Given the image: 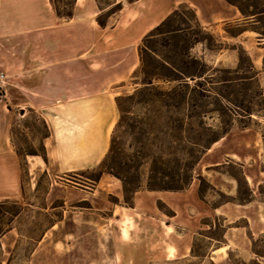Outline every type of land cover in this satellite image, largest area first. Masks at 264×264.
<instances>
[{
  "label": "crops",
  "instance_id": "obj_1",
  "mask_svg": "<svg viewBox=\"0 0 264 264\" xmlns=\"http://www.w3.org/2000/svg\"><path fill=\"white\" fill-rule=\"evenodd\" d=\"M130 2L148 3L153 8L170 3L172 9L186 3L195 9L206 28L244 19L238 7L226 0ZM170 8L163 17L150 18L152 14L140 8L132 14L123 5L108 28V23L102 26L97 20L96 10L101 11L97 0H75L73 16L68 19L58 15L51 0H0V71L9 75V86L0 99V103L4 102L3 115L11 111L10 105L32 108L45 119L50 129L49 136L43 140L48 162L42 159L50 172L93 169L105 158L119 118L116 98L121 92L117 88L140 66L141 40L169 14ZM233 38L250 55L264 92V38L254 30ZM233 56L235 68L239 57ZM260 122L264 124V118ZM5 130L10 133L8 120ZM231 164L239 167L240 177L249 188L251 198L246 202L239 200V177L228 170L215 169ZM198 166L199 176H208L214 190L231 198L212 206L207 196L199 194L188 201L186 192L195 193L198 189L195 181L192 189L164 191L158 198L166 200L174 210L172 220L166 221L164 228L176 240L172 257L167 252L165 260L189 261L195 235L204 228L215 227L218 219L223 228L221 239L206 236L219 243L212 247V254L219 252L224 258L233 250L252 252L264 263V253L255 250V242L264 234V199L260 190L264 184L263 131L233 128L205 152ZM103 177L104 174L99 182ZM120 214L118 228L112 225L108 229L123 238L125 216ZM138 215L134 216L136 220ZM127 230L133 232L131 228ZM88 248L94 249L95 243ZM108 264L129 263L115 258ZM152 264L156 262L153 260Z\"/></svg>",
  "mask_w": 264,
  "mask_h": 264
},
{
  "label": "rangeland",
  "instance_id": "obj_2",
  "mask_svg": "<svg viewBox=\"0 0 264 264\" xmlns=\"http://www.w3.org/2000/svg\"><path fill=\"white\" fill-rule=\"evenodd\" d=\"M100 1L101 6L107 8L103 11H99V9L96 11L99 14L102 13V19L107 21L108 28H111L118 14L110 15L108 9L115 4L116 0ZM120 1L126 11L135 14L140 8L145 13L152 14L150 18L154 16L161 18L170 8V3L168 5L160 3L159 8H153L148 3L134 5L130 2L132 0ZM162 1L173 3L175 0H160V2ZM180 5L174 9L170 8L169 14L161 22ZM190 19V10L183 8L180 15H176L168 21L164 31L173 27L186 28L189 26L190 29L174 33L165 32L146 42L149 51L148 54L145 53L148 65L152 61L150 47L162 57L172 61L176 68L184 69L190 73L209 71L205 75V77H209V73H215L218 69H231L228 73L216 72L214 75L216 79H221L225 75L239 78L250 74L247 70V58L237 48L239 44L232 34L226 31L228 29L236 34L239 32V28L234 24L226 23L213 25L206 29L207 32L200 33L202 39L207 38L189 49L191 56L189 58L197 59L199 63H192L189 59L190 65L185 67L180 52L183 38L198 29L195 22ZM254 26L256 25L251 24L248 27ZM145 36L141 40L139 48L143 47ZM233 55L239 57L238 65L235 68L232 67L235 60ZM6 75L5 83H0V99L3 98L4 89L9 86V75ZM140 77L142 79L143 74H140ZM200 80L206 88L214 87L218 91L231 95L235 102L233 104L222 101L220 105L213 99H208L209 102L206 104L208 112L204 121L213 131H203L206 136H212L214 132L222 131V127L225 126L222 120H231L232 111L230 108L236 113L233 128L237 131L243 128V124L246 123L248 127L261 129L264 133V124L260 122L264 118V96H255V93L259 91V83L256 79L235 81L227 87L222 84L211 86L204 77H201ZM134 81L137 80H133L131 77L119 85L117 91L121 92L120 95L132 93L138 86ZM164 85L168 86V84ZM191 87H194V81H191ZM3 104L4 102L0 103V117H2V121H0V202L7 199L18 200L27 206V210L13 223V230L0 238V264H108L111 259L115 258L129 264H135L137 261L142 264H152L153 260L156 264H264L252 252L248 254L233 250L227 252L228 254L224 258H221L219 252L212 254V247L219 243L206 236L221 239L223 228L218 219L215 220L217 222L215 227L204 228L195 235L192 256H188L189 261L183 258L165 260L167 252L169 257H172L171 254L175 251L173 245L176 240L172 239L168 230L164 228L166 221L172 220L174 210L166 200L158 197L165 193L164 191L181 190H150L147 186L150 175V165L147 163L149 159H145L143 165L139 164L137 172L134 168L130 170L128 180H136L134 174L137 173L141 187L133 194L131 203H128V197L131 196L125 193L122 180L115 175L104 173L102 181L97 183L91 179L96 175L94 168L50 172L41 156L28 155L27 161L24 157H20L17 154V148L24 153L43 151V136L46 129L39 119L37 111L31 112L27 109V114L21 116L19 108H12L11 111L6 112L5 116L3 115L5 112L2 110ZM248 107L255 111L252 118L245 111ZM149 109L150 106L142 105L139 106L138 111L142 117H145ZM219 111H222V114H219ZM7 120L10 125V133L5 130ZM180 133L184 137L183 144H188V141L196 137L197 131L188 127L185 131L181 130L179 134L177 133V137ZM122 137L128 147L132 142L130 135L123 133ZM172 141L176 142L175 138ZM134 155L135 149L131 146L128 147L127 156L133 157ZM176 155L179 158L184 157L182 152H176ZM215 169L228 170L237 175L240 179V198L249 196V188L240 177V169L237 165L217 166ZM199 173L200 167L197 164L194 168L193 180L186 188L182 189H192L193 181H195V186L199 185L195 193L193 190L186 192L188 201L193 200L199 194L201 197L207 196L209 206H212L231 198L214 190L208 181V176H199ZM260 190L264 199V184L261 185ZM43 206L46 208L42 209ZM40 210L45 211L48 215L39 213ZM114 212L116 214L113 216ZM121 212L125 216L123 238L108 229V226L112 227V225L118 228L120 222L117 221V218L120 217ZM136 213L140 214L137 216V220L134 218ZM56 215H59L58 223L47 229L40 241H36L35 238L39 237L38 235L47 228L49 221L55 219ZM63 218L64 220L60 221ZM206 222L213 223L214 220L206 219ZM128 228H131L133 232L129 233ZM19 229L24 234H21ZM180 230L178 229V231ZM179 237L182 241L183 238ZM71 243H73L72 246ZM93 243H95V248H88ZM167 248L168 250H166ZM255 250L258 253H264V234L255 242Z\"/></svg>",
  "mask_w": 264,
  "mask_h": 264
},
{
  "label": "trees",
  "instance_id": "obj_3",
  "mask_svg": "<svg viewBox=\"0 0 264 264\" xmlns=\"http://www.w3.org/2000/svg\"><path fill=\"white\" fill-rule=\"evenodd\" d=\"M74 1L75 0H51L58 15L67 19L73 16ZM226 1L238 7L244 17L243 21L226 23L234 24L239 28V32L236 34L226 29L229 34L236 36L246 30H254L260 34V37L264 38V0ZM97 2L101 11L107 8L101 6L100 0H97ZM114 3L115 4L108 9L110 15L119 12L123 8L122 2L117 3L116 0ZM183 8H188L190 10V20L195 22L198 29L183 38L180 51L182 54V63L185 67L190 65V61L192 63H199L197 59L193 58L191 60L189 58L191 57L189 49L207 38L205 37L202 39L200 34L207 32V28L200 23L195 9L183 3V5L181 4L179 8L175 9L166 19L145 36V46L143 45V47L139 49L141 64L132 75L133 80H137L134 81V83L138 86L132 93L119 95L116 98L119 107V118L111 135L110 147L102 162L94 168L96 175L91 178L93 182L97 183L101 180L104 173H110L120 178L123 182L125 193L131 196L130 198L128 197V203H131L133 194L141 187L138 181L139 175H137V173L134 174L136 180H128L131 169L134 168L137 172L139 170V164L143 165L144 160L149 159L147 163L150 165V175L147 186L150 190H182L193 180L194 168L205 152L233 128L236 120V113L230 108V111H232L231 120H222L225 126L222 127L221 132H214L212 136H206L203 132L205 130L213 131L204 121V117L208 112L206 110V104L209 102L208 99H213L220 105L222 101L233 104H235V102L229 94L218 91L214 87L206 88L205 84L200 80L201 77H204L211 86L222 84L227 87L235 81H248L252 79H256L259 83L256 77L257 71L253 66L252 59L241 45H238L237 48L241 54L247 58V70L250 74L239 78H231L226 75L221 77V79H216L214 77L215 73L218 71L228 73L231 69H218L215 73H209V77H205L209 71L206 73H190L184 69H178L172 61L162 57L156 50L150 47L152 61L151 64L149 63L148 65L145 56V53H149L148 45H146L148 40L165 32L174 33L190 29L189 26L186 28L173 27L164 31V27L168 24V21L176 15H180ZM101 14L98 15L97 20L100 25L106 26L107 21L102 19ZM184 22L187 21L184 20ZM251 24L256 26L248 27ZM186 56H188V59H186ZM240 58L242 60V57ZM140 74H143L142 79H140ZM191 81H194V87H191ZM162 83L168 84V86ZM258 87L259 91L255 93V96H264L260 84H258ZM142 105L150 106L149 112H146L145 117H142L138 111L139 106ZM9 109L12 110L10 105ZM28 111L35 112L32 108H28ZM245 111L250 118L255 114V111L250 109V107L245 109ZM221 112L222 111H219V114H222ZM19 114L25 116L27 114V109H20ZM226 114L229 115L228 113ZM38 117L46 129L43 136V138H45L49 136L50 129L45 119L40 114ZM188 127L190 129H196L197 134L193 140L188 141L190 144H183V135L180 133L177 137V133L179 134L181 130L185 131ZM246 127H248V125L244 123L243 128ZM13 132L12 130V133ZM123 133H128L131 137L132 142H130L128 147L131 146L135 149V155L133 157L127 156L128 147L122 140ZM174 138L177 143L172 141ZM16 151L17 154L20 157H24L26 161L28 155H37L48 162L47 151L44 144L42 152L30 151L24 153L19 148H17ZM176 152H182L184 157L179 158ZM172 155L174 156L173 158L171 157ZM250 198L249 193L248 197L240 198L239 200L246 202V200ZM45 208V206L42 207V209ZM26 210L27 206L18 200L7 199L0 202V238L14 228L13 223L18 220ZM38 212L48 215V213L43 210ZM58 220L59 215H56L55 219L50 220L47 228L38 235V238H35L36 241H40L47 229L53 227ZM19 232L24 234L20 229Z\"/></svg>",
  "mask_w": 264,
  "mask_h": 264
},
{
  "label": "built area",
  "instance_id": "obj_4",
  "mask_svg": "<svg viewBox=\"0 0 264 264\" xmlns=\"http://www.w3.org/2000/svg\"><path fill=\"white\" fill-rule=\"evenodd\" d=\"M6 78H7V75L4 72L0 71V83L4 84L6 81Z\"/></svg>",
  "mask_w": 264,
  "mask_h": 264
}]
</instances>
